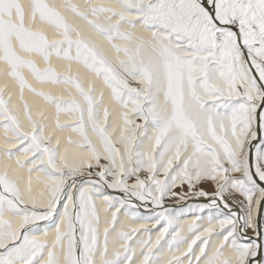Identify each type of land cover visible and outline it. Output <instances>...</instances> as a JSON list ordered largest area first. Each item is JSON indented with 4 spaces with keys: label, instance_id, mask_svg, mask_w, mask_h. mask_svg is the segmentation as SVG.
<instances>
[{
    "label": "snow or ice",
    "instance_id": "1",
    "mask_svg": "<svg viewBox=\"0 0 264 264\" xmlns=\"http://www.w3.org/2000/svg\"><path fill=\"white\" fill-rule=\"evenodd\" d=\"M0 264H264V0H0Z\"/></svg>",
    "mask_w": 264,
    "mask_h": 264
}]
</instances>
